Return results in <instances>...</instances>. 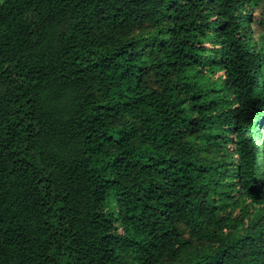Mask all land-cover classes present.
Instances as JSON below:
<instances>
[{
  "label": "trees",
  "instance_id": "trees-1",
  "mask_svg": "<svg viewBox=\"0 0 264 264\" xmlns=\"http://www.w3.org/2000/svg\"><path fill=\"white\" fill-rule=\"evenodd\" d=\"M261 2L0 0V264H264Z\"/></svg>",
  "mask_w": 264,
  "mask_h": 264
},
{
  "label": "rangeland",
  "instance_id": "rangeland-1",
  "mask_svg": "<svg viewBox=\"0 0 264 264\" xmlns=\"http://www.w3.org/2000/svg\"><path fill=\"white\" fill-rule=\"evenodd\" d=\"M254 22L252 24L253 29L255 30V38L258 41V46H264V2H261L260 5L254 8ZM248 27V26H246ZM154 27H142L136 29V34L138 35H149L154 31ZM211 153L208 155L211 158L223 160L227 159L228 152L222 147H211ZM234 158V156H230ZM262 163V158H260ZM230 165H222V169L225 173H228ZM261 173H264V167H260ZM264 189V188H263ZM230 212V215L234 219V223H238L239 226L233 229V233L242 231L245 232L248 230V227L253 224L259 217L261 220H264V205H252L249 200L242 199L240 203H232L226 208ZM183 232L187 237H191L188 228L181 226Z\"/></svg>",
  "mask_w": 264,
  "mask_h": 264
}]
</instances>
